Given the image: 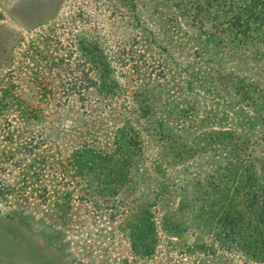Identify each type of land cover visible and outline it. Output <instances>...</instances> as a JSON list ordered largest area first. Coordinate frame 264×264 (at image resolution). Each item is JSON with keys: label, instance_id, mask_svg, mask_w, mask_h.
I'll use <instances>...</instances> for the list:
<instances>
[{"label": "rangeland", "instance_id": "1", "mask_svg": "<svg viewBox=\"0 0 264 264\" xmlns=\"http://www.w3.org/2000/svg\"><path fill=\"white\" fill-rule=\"evenodd\" d=\"M244 3L0 0V264H264Z\"/></svg>", "mask_w": 264, "mask_h": 264}, {"label": "trees", "instance_id": "2", "mask_svg": "<svg viewBox=\"0 0 264 264\" xmlns=\"http://www.w3.org/2000/svg\"><path fill=\"white\" fill-rule=\"evenodd\" d=\"M242 8V20L237 21V27L254 38L260 33L264 34V0H245ZM256 32V33H254Z\"/></svg>", "mask_w": 264, "mask_h": 264}]
</instances>
